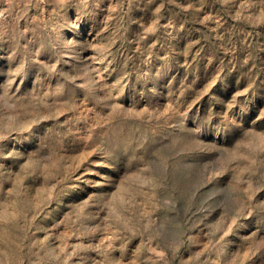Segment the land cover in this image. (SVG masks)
Here are the masks:
<instances>
[{
  "label": "rangeland",
  "instance_id": "1",
  "mask_svg": "<svg viewBox=\"0 0 264 264\" xmlns=\"http://www.w3.org/2000/svg\"><path fill=\"white\" fill-rule=\"evenodd\" d=\"M0 264H264V0H0Z\"/></svg>",
  "mask_w": 264,
  "mask_h": 264
}]
</instances>
